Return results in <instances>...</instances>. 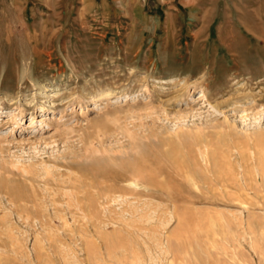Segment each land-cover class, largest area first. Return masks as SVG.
<instances>
[{
  "label": "rangeland",
  "instance_id": "obj_1",
  "mask_svg": "<svg viewBox=\"0 0 264 264\" xmlns=\"http://www.w3.org/2000/svg\"><path fill=\"white\" fill-rule=\"evenodd\" d=\"M249 158L264 0H0V264H264Z\"/></svg>",
  "mask_w": 264,
  "mask_h": 264
},
{
  "label": "bare ground",
  "instance_id": "obj_2",
  "mask_svg": "<svg viewBox=\"0 0 264 264\" xmlns=\"http://www.w3.org/2000/svg\"><path fill=\"white\" fill-rule=\"evenodd\" d=\"M51 94V93H50ZM53 95H55V94H51V95H47L48 97L49 96H53ZM128 97H129V95H123V96H121V97H118L117 99H115V102H117V101H126L127 99H128ZM248 137V136H247ZM198 140V139H197ZM252 140V139H251ZM253 145V144H252ZM257 149V148H256ZM210 150V149H209ZM252 151V150H251ZM211 152V151H210ZM251 154V153H250ZM253 155V154H252ZM208 158V157H207ZM215 158V157H214ZM260 158V157H259ZM259 158L257 159V161L258 162H256V164H257V166H260V169H259V175H260V180L259 181H257L256 180V178L253 176V163H252V160H251V158H249V160L251 161V163L249 164V170H250V172H249V181L247 182V189L248 190H250V191H252L253 190V192H254V194H256V195H259V193H260V186H262L263 188H264V163L263 164H261L260 163V160H259ZM243 159V158H242ZM261 159V158H260ZM253 160H254V158H253ZM256 160V159H255ZM135 162V161H134ZM136 163V162H135ZM213 167V166H212ZM256 167V166H255ZM123 168V167H122ZM92 169V168H91ZM128 169V168H127ZM126 169V170H127ZM209 169V168H208ZM214 170V169H213ZM257 170V169H256ZM128 171V170H127ZM206 173V172H205ZM256 173H257V171H256ZM29 174V173H28ZM134 174V173H133ZM151 174V173H150ZM241 174H243V173H241ZM132 175V174H131ZM146 177L148 176V175H145ZM257 176V175H256ZM145 177V178H146ZM149 177V176H148ZM82 181V180H81ZM244 181V180H243ZM146 182V181H145ZM234 182V181H233ZM210 185V184H209ZM92 186V185H91ZM161 187V186H160ZM84 188V187H83ZM127 188V187H126ZM243 191V190H242ZM166 193V192H165ZM133 194V193H132ZM97 195V194H96ZM260 196V195H259ZM247 197L249 198V199H253V196L251 195V194H247ZM98 199V198H97ZM261 199V198H260ZM104 200V199H103ZM235 200H238V198H236ZM261 201V200H260ZM255 202V201H254ZM263 203V202H262ZM243 204H245L246 205V203L245 202H243ZM250 204V203H249ZM264 204V203H263ZM258 205V204H257ZM262 205V204H261ZM263 206V205H262ZM248 207V206H247ZM176 208V207H175ZM250 208V207H249ZM248 208V209H249ZM219 215H221L222 216V213H219ZM176 216H177V214H176ZM220 216V217H221ZM178 217V216H177ZM249 217L251 218H254V219H256V222H258V225H259V222H260V216L258 215V214H256V213H249ZM143 218V217H142ZM249 218V223H248V228H250L251 229V224H252V227H253V223L251 222V219ZM209 219H210V221H211V223H212V225L214 226L215 225V222L213 221L214 219H213V217H211V216H209ZM178 221V220H177ZM183 221V220H182ZM220 221V220H219ZM225 222V221H224ZM262 222V221H261ZM257 224V223H256ZM255 224V225H256ZM199 225H201V224H199ZM222 225H224V227H223V229H222V232H221V234L223 235V233H225V234H227V238H228V240L230 241V239H232V238H230V236H228V232H229V230H230V227H229V225L228 224H222ZM254 225V226H255ZM212 226V227H213ZM247 227V226H246ZM123 228V227H122ZM126 228V227H125ZM196 228V227H195ZM137 229H139V228H137ZM197 229H199V232L200 233H203V231L201 230L200 231V228L197 226ZM254 229H255V227H254ZM234 230V229H233ZM135 231V230H134ZM139 231V230H138ZM208 231V230H207ZM249 231H251V230H249ZM248 231V232H249ZM114 232V231H113ZM136 232V231H135ZM252 232V231H251ZM107 233V232H106ZM105 233V234H106ZM139 233V232H138ZM137 233V234H138ZM205 233V232H204ZM122 234V233H121ZM121 234H119V235H121ZM206 234V233H205ZM210 234V233H209ZM257 234V233H256ZM169 235V234H168ZM234 235V234H233ZM250 235V234H249ZM210 236V235H209ZM226 236V235H225ZM259 236V235H258ZM261 236H263V232H261ZM102 238H103V236H102ZM105 238V237H104ZM121 238V237H120ZM213 238V237H212ZM214 238H216V237H214ZM123 239V238H122ZM226 239V238H225ZM236 239V238H235ZM233 240V239H232ZM105 241H107V240H105ZM213 241H215V240H213ZM217 241V240H216ZM227 241V240H226ZM234 241V240H233ZM212 242V241H211ZM235 242V241H234ZM144 243H146V242H144ZM167 243H168V247H169V249H170V251H171V253H172V257L173 258H176V257H178V254H180V253H182L183 255H184V258H185V262H189V261H191L192 263H190V264H212L211 263V261L209 260V258H208V256H207V254H205V252H204V250H203V248L202 247H200V245H196V247H197V251H198V254H199V258L198 257H196L195 256V254H194V251L190 248L189 250H187V249H185L184 247H180V246H178V243H177V240L176 239H174V238H168V240H167ZM216 244V243H215ZM238 244V243H237ZM237 244L235 245L234 243H233V245H235V246H237ZM146 245V244H145ZM167 245V244H166ZM195 245V244H194ZM232 245V244H231ZM239 245V244H238ZM167 247V248H168ZM239 247V246H238ZM237 248V247H236ZM240 248H242V247H240ZM111 249V248H110ZM109 250V249H108ZM196 250V249H195ZM223 250V249H222ZM243 250V249H242ZM242 250L241 251H237V255H239V257L240 256H244V253L242 252ZM245 252V251H244ZM136 252L135 251H133V249H131V250H128L127 248H125L124 249V251L122 252V255H123V258H125V259H128V256L130 255H132V257H133V259L134 260H136L138 257H137V255L135 254ZM169 253V252H168ZM222 253V252H221ZM170 254V253H169ZM235 254V253H234ZM246 255V254H245ZM215 257V256H214ZM238 257V258H239ZM232 258H233V256H232ZM237 258V257H236ZM224 259V258H223ZM235 259V258H234ZM242 259V258H241ZM130 261V262H127V263H129V264H135L136 263V261ZM217 260L218 261H221V258H219V257H217ZM240 260V259H239ZM224 261H225V259H224ZM227 261V260H226ZM241 261V260H240ZM244 261V260H243ZM242 261V262H243ZM246 261V260H245ZM245 261H244V263H245ZM178 262V261H177ZM247 262V261H246ZM106 263V262H105ZM126 263V264H127ZM169 264H173V261L171 260L170 262H168ZM223 263V262H222ZM224 263H226V262H224ZM227 263H229V262H227ZM226 263V264H227ZM235 263H236V261H235ZM240 263V262H239ZM243 263V264H244ZM181 264V263H180ZM213 264H214V262H213Z\"/></svg>",
  "mask_w": 264,
  "mask_h": 264
}]
</instances>
